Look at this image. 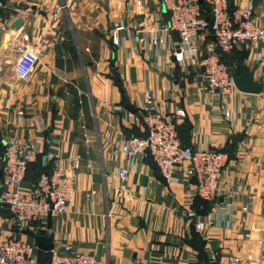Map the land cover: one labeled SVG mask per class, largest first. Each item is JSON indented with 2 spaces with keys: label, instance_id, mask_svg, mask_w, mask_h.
<instances>
[{
  "label": "crops",
  "instance_id": "1",
  "mask_svg": "<svg viewBox=\"0 0 264 264\" xmlns=\"http://www.w3.org/2000/svg\"><path fill=\"white\" fill-rule=\"evenodd\" d=\"M3 1L0 16L9 26L18 18L23 24L0 35V192L6 189L4 144L14 133L31 139L37 152L21 190L43 167L76 177L66 212L51 216L50 229L47 218L37 225L53 239L48 255L70 247L96 264H213L232 256L264 264V42L225 55L233 70L253 73L262 92L234 89L223 104L207 90L198 65L213 42L210 30L200 33L199 53L176 66L179 37L165 30L169 15L162 0ZM227 2L230 11L251 5L264 28V0ZM120 27L114 44L111 35ZM23 45L37 57L26 78L15 70L16 47ZM146 93L162 114L183 111L176 122L186 146L228 155L220 188L242 186L241 193L201 200L187 167L165 183L148 157L131 161L116 149L144 136ZM73 159L79 161L74 172ZM35 233L17 227L8 208L0 210V240L36 246ZM45 253L36 249L38 259Z\"/></svg>",
  "mask_w": 264,
  "mask_h": 264
},
{
  "label": "built area",
  "instance_id": "2",
  "mask_svg": "<svg viewBox=\"0 0 264 264\" xmlns=\"http://www.w3.org/2000/svg\"><path fill=\"white\" fill-rule=\"evenodd\" d=\"M211 15L209 24L203 16L199 0H162V5L169 15L166 31L174 32L179 37L173 51L178 65L185 64L186 57L195 56L201 48L200 33L210 29L213 42L206 47V53L198 62L201 77L209 92L214 93L223 104L229 101L235 89L230 68L221 60L217 50L229 53L235 47L252 49L264 42V28L253 14L251 5L238 7L233 11L228 8L227 0H206ZM4 1L0 0V11ZM117 28L111 37L118 44ZM10 26L0 16V35L9 32ZM153 42L160 43L154 39ZM177 49L179 52L177 53ZM37 62L34 52L25 45L16 47L15 70L26 78L32 73ZM178 89L174 88L177 94ZM145 107L141 116L143 137H132L123 146H116L128 159L137 157L151 160L165 183L176 179V171L187 167L188 173L195 180V194L204 201H213L222 193L227 197L241 193L242 186L234 191H223L220 182L228 165V155L219 150H194L183 146L177 131L176 118L184 113L177 110L173 115L158 111L152 93L145 94ZM22 116V113H19ZM230 113L225 110L224 117ZM37 152L31 139L11 135L4 144L3 185L0 192V210L8 208L14 224L22 231L38 232L37 225L44 224L50 214L62 215L66 212L74 192L76 177L66 169L54 167L43 173L36 184L26 190L19 188L24 182L29 164L36 160ZM78 159H73L71 171L78 167ZM119 177L125 179L127 171H119ZM264 201V196H263ZM264 215V212H263ZM188 219H195L193 212H187ZM198 230L203 228L201 221L195 224ZM36 246L26 241L7 238L0 240V264H41L36 255ZM68 252L52 257V264H96L92 255L67 248ZM213 264H244L236 256L214 261Z\"/></svg>",
  "mask_w": 264,
  "mask_h": 264
},
{
  "label": "water",
  "instance_id": "3",
  "mask_svg": "<svg viewBox=\"0 0 264 264\" xmlns=\"http://www.w3.org/2000/svg\"><path fill=\"white\" fill-rule=\"evenodd\" d=\"M202 2V0H199ZM23 24V20L21 18L16 19L10 24L11 30H19ZM179 52V49H177V53ZM178 66V64L176 65ZM233 82L234 87L236 90H238L241 93L245 94H259L262 92L263 84L262 83H254L253 81V73L247 72V73H237L233 75ZM124 106L127 110L131 112H135V109L125 100ZM47 228H51V215L49 214L47 217ZM34 241L36 243V248L46 252L51 253L54 248V242L50 235H35ZM46 264H52V257H49Z\"/></svg>",
  "mask_w": 264,
  "mask_h": 264
},
{
  "label": "trees",
  "instance_id": "4",
  "mask_svg": "<svg viewBox=\"0 0 264 264\" xmlns=\"http://www.w3.org/2000/svg\"><path fill=\"white\" fill-rule=\"evenodd\" d=\"M200 7H201V9H202V11H203V16L205 17L206 21L210 24V23H211V15H210V9H209V6H208L206 0H202V2H200ZM228 8H229V10H230L229 4H228ZM231 11H232V9H231ZM208 30H210V29H208ZM217 53L219 54L221 60H222V61H223V62H224L229 68H230L229 62L227 61V59H226V57H225V55H226L227 53H222L220 50H217ZM230 71H231V74H232V75H235V74H237V73H241V69H240V68H236V69H234V70H233L232 68H230ZM177 131H178V135H179V138H180L178 125H177ZM180 141H181V143H182L183 146H186V145L182 142L181 138H180ZM223 152H224V151H223ZM32 163H33V162H32ZM32 163L29 164V167H28V169H27V173H28L29 168H30V165H31ZM48 172H50V169H47V168H44V167H43L42 169L40 168V169H39V172H38V175H37L35 181L32 183V185H34V184L37 183V181H38L39 177L41 176V174H43V173H48ZM27 173H26V175H27ZM32 185H31V186H32ZM199 199H200V198H199ZM43 233H44L43 231H38V232L35 233V235H43ZM35 235H34V236H35ZM49 257H50V255H48V253H45V256H43L42 258H40V259H38V260H39V262H40L41 264H46L47 261H48V259H49ZM205 259H206V257H205Z\"/></svg>",
  "mask_w": 264,
  "mask_h": 264
}]
</instances>
